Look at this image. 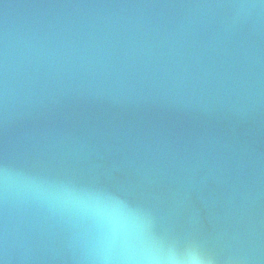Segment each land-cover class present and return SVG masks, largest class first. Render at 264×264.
Returning <instances> with one entry per match:
<instances>
[{
	"label": "water",
	"instance_id": "water-1",
	"mask_svg": "<svg viewBox=\"0 0 264 264\" xmlns=\"http://www.w3.org/2000/svg\"><path fill=\"white\" fill-rule=\"evenodd\" d=\"M241 3L0 0L4 264H103L94 201L161 259L264 264V7Z\"/></svg>",
	"mask_w": 264,
	"mask_h": 264
},
{
	"label": "clouds",
	"instance_id": "clouds-1",
	"mask_svg": "<svg viewBox=\"0 0 264 264\" xmlns=\"http://www.w3.org/2000/svg\"><path fill=\"white\" fill-rule=\"evenodd\" d=\"M236 7L241 10L264 7V0H259V4L241 3ZM61 195L67 201L83 199L71 191H64ZM93 203L100 217L105 241L103 264H180L178 261L164 260L156 256L145 241L141 226L124 209L99 201ZM113 245H119V252L112 251ZM0 264H4V261L0 260ZM187 264H215V261L207 254L204 260H191Z\"/></svg>",
	"mask_w": 264,
	"mask_h": 264
}]
</instances>
